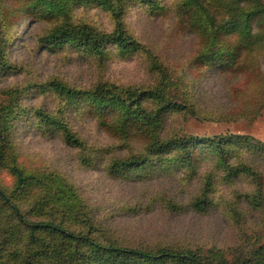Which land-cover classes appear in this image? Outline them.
Returning a JSON list of instances; mask_svg holds the SVG:
<instances>
[{
  "label": "trees",
  "instance_id": "1",
  "mask_svg": "<svg viewBox=\"0 0 264 264\" xmlns=\"http://www.w3.org/2000/svg\"><path fill=\"white\" fill-rule=\"evenodd\" d=\"M136 8L169 23L165 48L132 36L126 17ZM33 26L35 55L94 65L90 87L31 75L9 81L29 76L12 53ZM182 41L190 42L185 56H171ZM134 59L150 83L105 76L111 64ZM263 63L264 0H0V174L11 178L0 183V264H264V143L246 134L185 136L177 127L188 118L256 122L264 114ZM213 77L226 84L225 105L198 97ZM78 121L93 123L109 143L86 142ZM28 133L59 140L82 170L110 181L181 176L194 192L183 205L162 200L165 210L218 222L193 241L127 239L63 173L20 162Z\"/></svg>",
  "mask_w": 264,
  "mask_h": 264
},
{
  "label": "rangeland",
  "instance_id": "2",
  "mask_svg": "<svg viewBox=\"0 0 264 264\" xmlns=\"http://www.w3.org/2000/svg\"><path fill=\"white\" fill-rule=\"evenodd\" d=\"M148 14L137 9L130 11L126 23L132 36H138L147 45L155 48H165L170 25L166 21L151 20ZM107 24V20L102 21ZM36 27H31L24 35V42L13 53L12 57L17 63L27 68L29 76L25 74L12 78L10 82H21L30 75L37 83H44L51 79L66 80L70 84L87 89L95 77L94 65L85 61L70 59L60 55L44 53L36 56L32 51L33 33ZM190 42L182 41L171 47L170 55L182 59L188 51ZM264 70V63L262 64ZM106 77L119 81V83H150L137 60L125 63L111 64L105 74ZM7 81V83L9 82ZM220 79H208L198 91V97L207 106H220L228 103L224 87ZM36 103L39 100H35ZM44 103L51 106L50 100L45 98ZM87 122V121H85ZM74 122L75 129L91 145H107V136L96 129L93 123ZM180 133L185 136H214L227 133L246 134L264 143V114L253 124L243 122L224 124L215 122H201L194 118L179 121ZM21 159L25 167L48 165L63 173L73 182L89 201L90 205L98 211L99 217L111 220L120 234L132 241L164 240H196L203 235L202 228L208 222L216 224L217 220H206L194 216L192 213H172L165 210L162 200L183 205L194 192V183H185L181 176L173 178H159L146 184L122 183L108 180L103 172L82 170L76 160L75 150L64 146L59 140L45 141L33 134H26L19 143ZM127 151L121 150L115 155H124ZM0 183L3 186L11 184V178L5 173L0 174ZM264 188V187H263ZM164 207V208H163ZM126 209L135 212L123 211ZM137 212V213H136ZM136 213V214H135ZM135 214V215H134ZM208 230V229H207Z\"/></svg>",
  "mask_w": 264,
  "mask_h": 264
}]
</instances>
